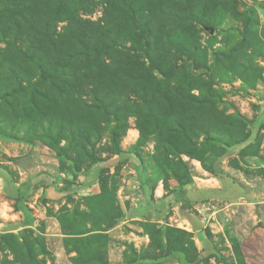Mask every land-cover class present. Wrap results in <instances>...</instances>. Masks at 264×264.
<instances>
[{
	"label": "rangeland",
	"instance_id": "obj_1",
	"mask_svg": "<svg viewBox=\"0 0 264 264\" xmlns=\"http://www.w3.org/2000/svg\"><path fill=\"white\" fill-rule=\"evenodd\" d=\"M61 1L0 0V178L37 190L30 203L35 198L38 217L31 229L0 228V264H61L57 241L47 237L48 219L59 223L67 264H96L83 240L68 237L71 223L63 229L59 216H77L81 229L103 222L107 211L117 214L115 228L124 207L139 200L157 215L122 224L117 239L111 228L99 252L107 264H264V0ZM19 10L59 43L72 33L73 41L82 38L79 48L99 42L102 31L117 35L118 52L105 59L117 76L73 69L63 86L69 90L64 115L60 94L49 90L41 98L37 88L49 84L11 49L33 40L13 17ZM37 41V63L49 72L54 59L45 38ZM142 68L160 81L172 76L168 104L142 99ZM19 78L23 88L38 91L18 92ZM204 97L211 103L200 110L196 100ZM159 185L160 203L144 201L146 186ZM5 211L0 202V223ZM127 237L144 240H122ZM25 238L33 258L21 244Z\"/></svg>",
	"mask_w": 264,
	"mask_h": 264
},
{
	"label": "trees",
	"instance_id": "obj_2",
	"mask_svg": "<svg viewBox=\"0 0 264 264\" xmlns=\"http://www.w3.org/2000/svg\"><path fill=\"white\" fill-rule=\"evenodd\" d=\"M53 1L61 3V4L64 3L61 0H46V4H48V6H51L53 5L52 4ZM13 17H17L19 18V20L25 23L24 26L27 29L26 32H28L29 34V31H30L31 35L33 36L34 41L29 38L28 40L22 42L23 47L17 46V44H13V46L11 45L12 47L11 49L14 50V54L17 57L24 59V61L26 62H30L34 64V66H36L37 69H39L42 73L43 84L45 82L49 84L50 89L45 88V86L43 88H37V89H40L39 95H41V98H44L48 94L49 90L56 91L60 94L61 96L60 100H61V103L63 104L64 115H68L69 113V109L67 106V100H66V95L68 94L67 91L69 90H66V89L63 90V86L66 80H71L74 78L73 69H75V71L78 74H81L87 71L88 68L89 69L97 68V72H96L97 77L99 75H106L109 78H115L117 76L115 69L111 65H108L105 62V59L112 60V58L110 57H113L118 52L117 43L113 39L117 37V35H115V37H112L109 31H104V32L102 31L100 35L96 36L98 37L97 40L99 42L93 45L81 44L79 48V43H81L82 38L77 41H73V38L75 37V35L72 32H71L72 34H70L71 36L65 39L63 43H59V42L54 41L53 38L48 36V33L45 32L44 30V24L40 22V20L39 21L36 20L35 17L33 16L25 17L23 15V12L21 13L20 10L17 13V15H14ZM72 29L76 30L77 31L76 33H78V31L79 33L83 32L82 29H79V30L75 28H72ZM18 37L19 35L17 34L14 36V39L18 40ZM39 38H43V39L45 38V43H46L45 45L49 49V54H50L49 56L51 59H54V64L50 68L49 72H45L46 68L42 66L43 65L42 62L37 63V61L40 60V52H41L40 49L36 47L38 43L37 39ZM73 43L77 47L76 50L72 48ZM88 59H92L94 62L91 65V67L87 66V63H85ZM142 73H144L145 80L147 82L144 91L141 92L140 94L142 95L141 96L142 99H144L146 103L151 102V104L154 100H160V101H163L165 104H168L169 101H167L168 99L165 97V95L168 92L166 88L168 86L169 81L172 80V76H169V78L160 81L153 75L152 71H149V70L147 71L144 68ZM161 75H164V74H161ZM22 82L23 81L20 80V78L17 80V86H18L17 91L18 92L22 93L25 91V89L32 90V91H38L35 88V85L34 87H32L33 85L31 84H29V86H27L26 88H23ZM204 99L205 100H202V101L200 98L196 100L197 101L196 103L198 104V108L200 110H202L206 105H208L209 102L211 103V99H208L206 97H204ZM74 103H76V105H78V107L80 108H85V106L82 103L78 104L77 100H74ZM114 119L117 120L116 112L114 113ZM117 140H118L117 129H115L112 133V142L114 143V145L117 144ZM244 142L245 141L243 140L239 142L238 145H241ZM233 147L234 146H230V148H233ZM223 155H221L219 158H221ZM213 173L220 177L226 176L223 172H221L220 170L216 168L213 169ZM151 198H153V196H151ZM91 211H92V208H90V212ZM102 214H103V222L99 223L95 221H89L90 226L81 225V229H78L79 224H77L75 221L77 216H72L68 214L62 217L59 216L58 218L60 225L63 229H66L69 226L67 224L71 223V226L69 228L70 231H69L68 237H71L77 240H83L84 251L89 256L90 255L95 256L93 260L96 264H107L105 259L101 255H99V252L101 253L103 245L107 243L108 231L111 228H113L117 222L116 221L117 214H116V217H112V215L107 211H103ZM27 233H33V231L29 230L27 231ZM3 244L7 246V248L11 247V245L10 244L7 245L5 241H3ZM21 244L24 250H26L29 257L33 258V250L31 248L32 244L29 243V240L27 238L22 239ZM34 244L36 247H39V241L36 240ZM75 246H76V240H75ZM74 250H75L74 252L77 251V249L75 248ZM92 251H94V253H92Z\"/></svg>",
	"mask_w": 264,
	"mask_h": 264
},
{
	"label": "crops",
	"instance_id": "obj_3",
	"mask_svg": "<svg viewBox=\"0 0 264 264\" xmlns=\"http://www.w3.org/2000/svg\"><path fill=\"white\" fill-rule=\"evenodd\" d=\"M149 188L150 195L148 196L145 191H143V199L144 201L151 202V199L154 198L156 203H160V200L164 198L162 196V193L164 192V189L159 185L156 187L155 190H151L149 186H146ZM39 190V189H38ZM37 190H26L25 188H22L21 185H16L13 186L12 184L6 183L5 180L0 178V202L3 204V206L6 208L5 213V221L0 223V228H10V229H15V231H22L26 229H31L35 226L37 223V215H36V200L34 198V201L30 203L31 196L33 193H35ZM153 196V198H151ZM148 197L150 199H148ZM241 198H245L244 196ZM30 203V204H29ZM26 205V207H25ZM150 204L142 202V200H139V204H136L135 207L132 209L128 210L127 208L124 207L125 209V216L123 218V222L120 224H125L127 226H131L130 224L133 222H138L143 220L145 217H149L153 219L157 214L155 209H153V206H149ZM200 224H203V221L201 219L196 218ZM48 225L51 226L50 229L47 231V237L48 239H53V241H57V252L56 256L57 259L59 260L58 263L61 264H67L65 262V259L68 260V257L66 256V250H65V245H64V238L61 235V230L59 223L56 221L55 222L51 219H48ZM186 224L188 227L191 229V231H194V226L192 221L186 220ZM120 226H116L113 228L110 232L114 235V239H117V229ZM205 231V230H204ZM129 240L130 242H137V241H142L144 239L140 237H127L123 238L122 240ZM197 242L199 243L200 246H202L201 240L196 238ZM60 242L62 245H60ZM116 249L112 250L111 247V252H114L111 254V259L116 260L117 256L120 258V251L117 250V247L114 246ZM122 256H124L122 254ZM117 261V260H116ZM71 264V263H70Z\"/></svg>",
	"mask_w": 264,
	"mask_h": 264
}]
</instances>
